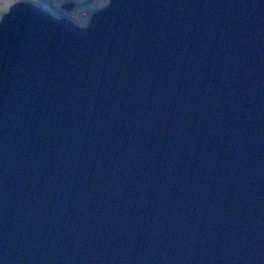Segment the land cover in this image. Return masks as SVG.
I'll return each mask as SVG.
<instances>
[{
  "label": "water",
  "instance_id": "95a60500",
  "mask_svg": "<svg viewBox=\"0 0 264 264\" xmlns=\"http://www.w3.org/2000/svg\"><path fill=\"white\" fill-rule=\"evenodd\" d=\"M0 264H264V0L13 3Z\"/></svg>",
  "mask_w": 264,
  "mask_h": 264
},
{
  "label": "rangeland",
  "instance_id": "374dc122",
  "mask_svg": "<svg viewBox=\"0 0 264 264\" xmlns=\"http://www.w3.org/2000/svg\"><path fill=\"white\" fill-rule=\"evenodd\" d=\"M17 1H27L34 3L55 17H64L62 4L73 3V8L67 11L66 17L73 20L77 25L85 27L90 16L98 9L103 8L108 0H0V18L7 12L8 8ZM70 12V13H68Z\"/></svg>",
  "mask_w": 264,
  "mask_h": 264
},
{
  "label": "flooded vegetation",
  "instance_id": "af4514ba",
  "mask_svg": "<svg viewBox=\"0 0 264 264\" xmlns=\"http://www.w3.org/2000/svg\"><path fill=\"white\" fill-rule=\"evenodd\" d=\"M67 3H68V1H66V2H64V4H62V9H63L62 12H63L64 16H66L65 14H67V10L65 8H63V6L67 5ZM68 13H70V12H68Z\"/></svg>",
  "mask_w": 264,
  "mask_h": 264
}]
</instances>
